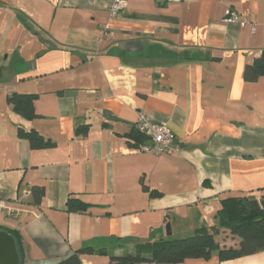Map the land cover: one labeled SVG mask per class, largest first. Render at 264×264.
I'll return each instance as SVG.
<instances>
[{"label": "crops", "instance_id": "0c3cea01", "mask_svg": "<svg viewBox=\"0 0 264 264\" xmlns=\"http://www.w3.org/2000/svg\"><path fill=\"white\" fill-rule=\"evenodd\" d=\"M263 50L264 0H0V201L15 210L0 227L20 234L22 264L85 247L82 264H110L199 227L237 247L219 212L227 197L264 198V75L244 79ZM13 93L32 96L33 118L12 111ZM139 111L178 152L137 149ZM178 264H264V249Z\"/></svg>", "mask_w": 264, "mask_h": 264}, {"label": "trees", "instance_id": "16d2710c", "mask_svg": "<svg viewBox=\"0 0 264 264\" xmlns=\"http://www.w3.org/2000/svg\"><path fill=\"white\" fill-rule=\"evenodd\" d=\"M264 75V50L262 55L244 69V79L255 81ZM7 104L12 111L25 119L34 117L32 96L13 93L7 96ZM138 144L144 138L137 132ZM19 135L29 140L31 147H43L45 142L34 131H19ZM32 196L38 202L43 195V189L32 187ZM222 208L219 212V225L230 231L238 238L235 248H221L217 239L218 228H196L191 235L152 244H143L133 253L109 255L110 264H178L187 259H208L213 255L219 259H232L264 249V198L257 200L248 197H227L221 200ZM69 211L84 212L88 204L78 199L67 201ZM10 233L19 254V264L23 263L24 252L20 234L14 229H4ZM91 251L90 247L76 249L73 253L57 264H82L79 254Z\"/></svg>", "mask_w": 264, "mask_h": 264}, {"label": "built area", "instance_id": "2783aa9c", "mask_svg": "<svg viewBox=\"0 0 264 264\" xmlns=\"http://www.w3.org/2000/svg\"><path fill=\"white\" fill-rule=\"evenodd\" d=\"M121 8L122 5L119 1L111 3L108 7L110 16L115 17ZM224 20L226 22H237L241 26L249 24L246 19L242 18L233 9L226 11ZM251 31H254L253 25ZM134 129L144 138V141L136 146L139 151L159 155L163 153H176L179 150L178 147L172 144L174 134L171 129L164 123L152 122L142 111L137 113ZM0 211L8 216L15 214V210L7 206L3 201H0Z\"/></svg>", "mask_w": 264, "mask_h": 264}, {"label": "water", "instance_id": "95a60500", "mask_svg": "<svg viewBox=\"0 0 264 264\" xmlns=\"http://www.w3.org/2000/svg\"><path fill=\"white\" fill-rule=\"evenodd\" d=\"M19 254L13 236L0 229V264H19Z\"/></svg>", "mask_w": 264, "mask_h": 264}, {"label": "rangeland", "instance_id": "374dc122", "mask_svg": "<svg viewBox=\"0 0 264 264\" xmlns=\"http://www.w3.org/2000/svg\"><path fill=\"white\" fill-rule=\"evenodd\" d=\"M22 264V263H21Z\"/></svg>", "mask_w": 264, "mask_h": 264}]
</instances>
